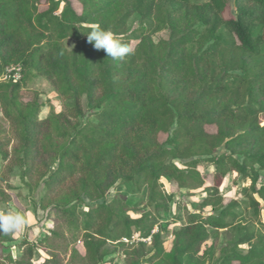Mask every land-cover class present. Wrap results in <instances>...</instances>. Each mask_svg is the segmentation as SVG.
<instances>
[{
    "label": "trees",
    "instance_id": "obj_1",
    "mask_svg": "<svg viewBox=\"0 0 264 264\" xmlns=\"http://www.w3.org/2000/svg\"><path fill=\"white\" fill-rule=\"evenodd\" d=\"M76 1L81 5L80 14L70 0H0V56L8 54L21 68L20 80L0 85L4 115L18 131L24 159L35 160L40 150L45 153L51 148L42 142L40 128L58 132L66 146L59 150V144L54 145L58 167L46 186L79 175L77 192L84 197L101 194L108 187L112 168L119 165L129 170L124 181H132L138 189L149 188L151 204L170 200L160 191V179L178 189L200 187L204 181L197 167L204 158L213 167L207 193L212 200L206 202L213 213L189 214L186 225L174 235L170 253L162 250L160 236L154 240L153 259H158L154 264H189L209 231L225 230L240 216L241 203L230 200L224 205L219 194L228 174L250 181L242 189V204L255 217L260 202L264 205V179H259L264 172V124L259 123L264 116V0H232L230 18L224 17L228 0ZM41 6L45 9L40 10ZM134 15L142 23L140 42L134 55L119 60L122 65H112L116 61L103 50L97 55V50L85 44L84 38L95 24L110 29L115 37L126 35ZM162 30H169L168 41L153 43L149 35ZM66 40L79 50L67 52L63 47ZM95 69L102 81H109L108 98L82 127L75 129L66 122L67 131H60L61 116L40 121L41 104L36 96L24 110L18 108V92L33 73L54 77L69 95L73 84L86 82ZM126 71H137V80L131 87L113 92L110 86L117 80L112 75ZM180 84L194 90L195 97L169 99L168 93ZM207 127L216 128L215 133L206 132ZM130 131L137 133L127 138ZM141 131L146 136L141 137ZM160 134L167 136L165 144L156 142ZM221 146L230 151L246 148L243 160L232 153L214 155ZM171 159L188 161L186 168H178ZM117 206L112 201L89 208L81 213L82 222L75 205L56 206L70 231L84 232L89 264L101 262L107 241H130L133 228L142 238L151 235L152 226L139 228L138 222L115 211ZM240 224L235 226L243 231L239 243L224 249L217 264H264V225L258 223L261 229H257ZM51 234L57 235L55 231ZM33 253L34 248L29 247L18 262L8 259L12 264H30ZM53 259L42 264H56Z\"/></svg>",
    "mask_w": 264,
    "mask_h": 264
},
{
    "label": "rangeland",
    "instance_id": "obj_2",
    "mask_svg": "<svg viewBox=\"0 0 264 264\" xmlns=\"http://www.w3.org/2000/svg\"><path fill=\"white\" fill-rule=\"evenodd\" d=\"M70 1L74 11L80 14V3L76 0ZM231 1L228 0L224 13L225 18L233 16ZM44 9V6L40 7V10ZM60 11L61 6L57 13L59 14ZM141 26L140 18L134 15L128 22L126 35L116 38L124 43L127 42L135 49L140 42L138 31ZM149 36L155 44L162 40L168 41L169 30H162ZM84 39L88 48H93L87 42V38ZM63 47L67 52L79 50L71 40H66ZM99 52L100 50L96 54L98 55ZM113 64L122 65V61H116ZM81 71L84 72L83 69ZM20 78L21 68L19 65L9 60L8 54L0 56V85L16 82ZM112 78H115L117 82L110 88L113 92H117L131 87L137 80L138 74L137 71H126L121 74H113ZM77 84H73L72 93L67 95V93H63L65 89L60 86L57 79L42 72H35L18 92V108L24 110L25 104L36 96L41 104L40 121L61 116L58 128L60 131H67L66 122L78 129L91 119L90 116L97 107L106 102L108 98L106 86L110 84L109 81H102L97 69L93 71V75L88 77L86 82L83 84L77 82ZM173 89L168 93L171 100L177 98L191 100L195 97L196 92L183 84ZM259 123L264 124V116L260 118ZM215 131L214 127L206 128V132L209 134H213ZM69 132V136L73 134V130ZM134 133L137 132H128L127 138H130ZM140 133L141 137L146 136L144 132ZM40 135L42 142L51 147L48 149L49 153H43L40 150L35 160L24 159L18 131L13 123L5 117L0 104V213L9 210L18 211L24 215L27 221L24 229L20 232L9 235L0 233V264H12L8 258L18 262L22 253L29 247L34 248L30 264H42L45 259L50 258H54L56 264H89L83 246L84 232L81 230L79 232L70 231L64 225V219L57 212L56 206L75 205L76 215L82 222L84 217L81 213L104 202L115 201L118 206L114 210H119L130 221L138 222L139 228L146 229L152 226L149 237L142 238L133 228L130 241L126 243L122 240L120 242L107 241L103 247L104 256L99 264H154L158 260L157 258L153 259L156 235L161 238L164 253H170L174 249V235L186 225L189 214L207 216L213 213L211 207L206 203L208 201L210 203L212 200L209 199L207 193L211 188L213 167L203 161L204 158L199 159L200 164L197 167V172L204 181L200 187L191 186L186 189H178L168 180L160 179L162 185L160 191L170 196V200H159L157 203L151 204L149 188L145 186L138 189L132 181H124L123 177L128 174L129 170L119 165L112 168L107 180L108 187L101 194L84 197L77 192L79 175L67 179L63 184L50 188L46 186L49 176L58 167V155L54 145L59 144V150H62L66 146V141L59 139L58 132L52 128H40ZM166 139V135L160 134L157 136L156 142L165 144ZM245 151L246 148L230 151L221 146L214 155L232 153L241 162ZM170 162L178 168L184 169L188 161L171 159ZM259 179H264V172L259 173ZM249 186V180L243 181L240 176L234 173H230L224 178L219 187L223 204H227L230 200L241 203L237 209L240 216L237 222L225 230L209 231L208 238L196 248L189 264H217L224 249L239 243L243 234V231H239L235 227L239 222L240 226L252 225L261 229L258 223L264 225L263 203L259 201L261 208L258 217H255L252 210L242 204V189ZM254 198L257 199L256 196ZM51 231H55L57 235L54 237ZM7 238H11L10 243L3 242ZM92 238L94 242L97 239L94 235ZM239 248L245 249L246 245H240ZM183 264L188 263L184 261Z\"/></svg>",
    "mask_w": 264,
    "mask_h": 264
},
{
    "label": "clouds",
    "instance_id": "obj_3",
    "mask_svg": "<svg viewBox=\"0 0 264 264\" xmlns=\"http://www.w3.org/2000/svg\"><path fill=\"white\" fill-rule=\"evenodd\" d=\"M86 38L95 50H103L113 61L122 60L135 53L132 46L117 39L110 29H104L99 24L93 25ZM26 223L24 215L18 211L0 213V233L5 235L22 231Z\"/></svg>",
    "mask_w": 264,
    "mask_h": 264
},
{
    "label": "built area",
    "instance_id": "obj_4",
    "mask_svg": "<svg viewBox=\"0 0 264 264\" xmlns=\"http://www.w3.org/2000/svg\"><path fill=\"white\" fill-rule=\"evenodd\" d=\"M122 241H123V242H125V243H126V242H128V240H127V239H123Z\"/></svg>",
    "mask_w": 264,
    "mask_h": 264
},
{
    "label": "crops",
    "instance_id": "obj_5",
    "mask_svg": "<svg viewBox=\"0 0 264 264\" xmlns=\"http://www.w3.org/2000/svg\"><path fill=\"white\" fill-rule=\"evenodd\" d=\"M11 242V241H10ZM10 242H7V243H10ZM15 262V261H14Z\"/></svg>",
    "mask_w": 264,
    "mask_h": 264
}]
</instances>
